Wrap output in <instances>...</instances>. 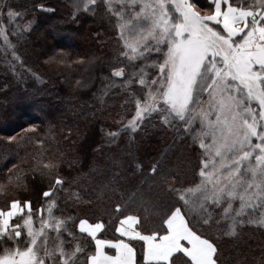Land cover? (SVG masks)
Returning a JSON list of instances; mask_svg holds the SVG:
<instances>
[{
    "label": "snow or ice",
    "instance_id": "6c2138e0",
    "mask_svg": "<svg viewBox=\"0 0 264 264\" xmlns=\"http://www.w3.org/2000/svg\"><path fill=\"white\" fill-rule=\"evenodd\" d=\"M104 2L116 17L119 63L124 65L114 67L107 79L115 85L114 78H123L122 89L136 83L146 90L133 95L135 114L108 139L135 133L156 112L166 124L179 119L188 132L198 121L193 140L201 149L199 182L185 187L178 167L157 161L151 175L175 203L163 208L144 204L159 220L152 229L144 227L140 215L122 214L115 227L119 236L99 238L106 227L102 220L90 222L87 213L69 215L60 207V192L76 203L82 197L71 184L65 187L61 159H48L46 141L37 138L45 150L33 177L38 173L49 184L39 208L18 198L0 208V264H228L218 243L221 236L213 238L203 229L213 225L212 209L226 205L221 219L230 223L223 229L220 220L215 223L222 236L234 238L245 211L264 206V0H209L206 7L197 0H119L118 8L112 0ZM89 4L95 0H85L86 11ZM5 7L10 22L20 15L5 3L0 16ZM0 38L19 59L4 27ZM8 173L0 183L5 197L26 187L22 168L13 164ZM115 183L102 184L101 195ZM116 212L123 213L122 205ZM248 222L264 226V216ZM258 264H264V256Z\"/></svg>",
    "mask_w": 264,
    "mask_h": 264
},
{
    "label": "trees",
    "instance_id": "16d2710c",
    "mask_svg": "<svg viewBox=\"0 0 264 264\" xmlns=\"http://www.w3.org/2000/svg\"><path fill=\"white\" fill-rule=\"evenodd\" d=\"M197 2L206 7L209 1ZM5 3L20 14L10 22L5 7L0 16V27L19 59L0 38V183L16 164L23 169L21 184L26 187L0 195V208L11 198L30 199L36 208L43 202L49 179L38 173L33 177L32 172L45 150L36 143L40 138L46 141L47 158L61 159L65 187L71 184L82 197L76 203L67 199V192L59 193L66 214L79 211L87 213L90 222L102 220L106 227L100 238L119 236L115 227L122 214H138L144 227L152 229L159 220L144 204L163 208L175 198L151 175V165L161 161L165 167H178L185 187L198 183L201 149L193 140L198 126L188 132L178 119L165 125L151 116L135 133L120 132L110 141L109 132L119 131L135 114L133 95L143 96L144 90L136 83L122 89L123 78H114L115 85L107 79L114 67L124 65L119 63L122 43L116 17L104 0L87 11L77 0H0V5ZM118 4L113 3L117 8ZM9 136L16 139L9 142ZM113 179L116 183L101 195V185ZM117 204L123 213L116 212ZM222 209H212L213 225L203 231L213 238L221 236L218 243L228 264H258L264 256V227L239 218L244 222L237 224L235 237L222 236L215 221L220 220L221 229L230 223L221 219Z\"/></svg>",
    "mask_w": 264,
    "mask_h": 264
},
{
    "label": "rangeland",
    "instance_id": "374dc122",
    "mask_svg": "<svg viewBox=\"0 0 264 264\" xmlns=\"http://www.w3.org/2000/svg\"><path fill=\"white\" fill-rule=\"evenodd\" d=\"M77 1H79L81 4H83L84 5V3H85V0H77ZM97 0H95V2H96ZM209 1V0H208ZM114 2H118L119 3V0H112V3H114ZM90 5H92V4H89L88 6H90ZM119 5V4H118ZM122 43V42H121ZM144 91H146V90H144ZM253 107H257V105H255V104H253ZM151 116H156V117H158L159 118V120H160V122H162L163 124H165V125H169V124H171V123H173V121L171 120V122L170 123H168V124H166V123H164V120H163V117H162V114L160 113V112H156V113H153ZM179 120V119H178ZM183 125H184V123H182ZM196 126H198V128H199V122L197 121L196 122V124H195ZM184 127H185V125H184ZM198 128H197V130H198ZM226 205H224V206H222V207H225ZM239 205H238V202L236 203V204H234V207H238ZM220 208V207H219ZM222 212H223V209H222ZM261 216H264V206H257L256 208H254V209H248V210H246L245 211V213L240 217V218H242V219H244L245 218V220L248 222L249 220H252V219H258V218H260ZM264 227V226H263Z\"/></svg>",
    "mask_w": 264,
    "mask_h": 264
},
{
    "label": "crops",
    "instance_id": "0c3cea01",
    "mask_svg": "<svg viewBox=\"0 0 264 264\" xmlns=\"http://www.w3.org/2000/svg\"><path fill=\"white\" fill-rule=\"evenodd\" d=\"M118 224H119V223H118ZM117 234H118V233H117ZM99 235H100V233H98V237L100 238V236H99ZM118 235H119V234H118ZM93 243H94V242H93ZM112 251H113V253H114V250H112Z\"/></svg>",
    "mask_w": 264,
    "mask_h": 264
}]
</instances>
